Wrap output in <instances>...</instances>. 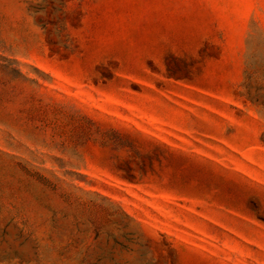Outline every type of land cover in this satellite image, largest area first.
I'll return each instance as SVG.
<instances>
[{"label":"rangeland","instance_id":"1","mask_svg":"<svg viewBox=\"0 0 264 264\" xmlns=\"http://www.w3.org/2000/svg\"><path fill=\"white\" fill-rule=\"evenodd\" d=\"M0 264H264V0H0Z\"/></svg>","mask_w":264,"mask_h":264}]
</instances>
